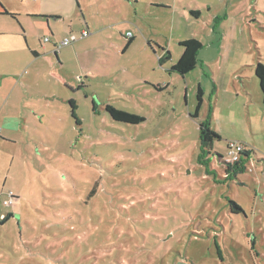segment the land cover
Listing matches in <instances>:
<instances>
[{
    "label": "rangeland",
    "instance_id": "rangeland-1",
    "mask_svg": "<svg viewBox=\"0 0 264 264\" xmlns=\"http://www.w3.org/2000/svg\"><path fill=\"white\" fill-rule=\"evenodd\" d=\"M235 1L223 0L213 21L229 13L224 58L222 31L211 36L206 11L188 18L182 1L123 11L135 33L127 49L124 32L106 46L105 33L90 35L72 44L86 54L63 65L28 50L48 45L40 16H0V201L13 197L0 204V217L11 215L0 225V264H264V104L254 75L264 64V0ZM69 25L79 35L80 12L54 34ZM191 31L203 47L181 76L171 66ZM158 46L170 52L163 66ZM107 105L144 121L113 120ZM206 120L220 140L200 160ZM230 142L251 150L234 179L224 173ZM229 200L243 212L230 213Z\"/></svg>",
    "mask_w": 264,
    "mask_h": 264
},
{
    "label": "crops",
    "instance_id": "crops-1",
    "mask_svg": "<svg viewBox=\"0 0 264 264\" xmlns=\"http://www.w3.org/2000/svg\"><path fill=\"white\" fill-rule=\"evenodd\" d=\"M33 1V0H32ZM181 1L183 2V5H180V8H182V13L188 17V14L191 18L197 19L201 18L202 11H206L207 15V21L204 24L203 23V29L205 31H210L211 36L214 38L216 37L217 30H221V52L220 56L225 57L222 50H224V43L227 41V37L229 34V13L227 12V15L224 14V18L220 19V22L217 23V27L214 28V20L216 19V16H218V12L220 10H223V7H220L223 4V0H39L38 3L35 6V10L31 11V9H27V4L25 0H0V11L1 6L5 8L8 12L13 13L16 15H26L28 17H37L40 16L42 23L41 27L42 30H46L49 32V41L45 42L44 39L42 40L43 44L48 43V45H36L31 46L28 50L31 52V50L37 52V56H33L35 58H38L42 56L44 53L49 52L53 56L57 58V62L60 65H63L64 62L70 60L71 57H73L76 60L80 59V56L83 54L85 55L86 52L81 53L80 50H77V46L75 45H69L68 49L61 48L57 54L53 52V48L55 46V42L61 40V38L68 37L66 34H73V27L69 25L68 27H64L67 29L66 31H61L58 33V35H55V28L57 29L59 27V24H64L67 20V17L72 18L74 13L80 12L83 16L84 25H81L80 32L84 29H88L90 31V35L92 36L91 39L93 41L97 40L99 36L102 33L103 37L101 38L100 44L101 46H106L108 41L117 42V34L118 32H124V36L126 37L125 46L129 39L135 38V33L131 32V30L128 29V21L126 19H120V16H123V11L128 14L133 15V17L136 15L137 12V6H142L146 8L147 11L150 13H153L152 10L156 8H162L165 7L167 9L171 8V4H174L175 6L178 4H181ZM185 1H189L191 3H185ZM227 1V0H226ZM76 2V3H75ZM133 3V5H132ZM218 6L216 9L214 6ZM235 5L237 7V2L235 0H228L227 6ZM220 7V8H219ZM38 8V9H37ZM152 9V10H151ZM121 11V12H120ZM191 11L196 12V15H193ZM222 12V11H221ZM121 14V15H120ZM120 15V16H119ZM5 16V15H0ZM194 16V17H193ZM53 18L57 24L51 22L50 20ZM189 18V17H188ZM52 23L54 24L52 26ZM131 23V22H130ZM57 25V26H56ZM138 30H140L142 36L144 39H146L147 44L153 41V36H147L145 35L143 27L139 23H132ZM125 30V31H124ZM130 31L132 33V37H127L126 33ZM64 34L65 36H62ZM80 34V33H79ZM69 35V36H70ZM89 35V36H90ZM200 34L196 31H191L190 33H186L185 35H182V37H179L177 39L178 46L180 42L190 39V38H197V40H200ZM80 40V39H79ZM157 42L158 39H154ZM154 41V42H155ZM75 43V42H74ZM130 46V45H129ZM128 46V47H129ZM127 47V48H128ZM162 49H160V48ZM161 53L158 57V60L165 54L166 51H169L165 49L162 46H159ZM124 47V50L127 49ZM182 49V48H181ZM225 51V50H224ZM170 53V52H169ZM182 53V50L178 53V58L180 57ZM178 60V59H177ZM214 60H212L213 62ZM203 62V61H202ZM206 62L209 64V62L206 60ZM242 63V61H240ZM159 63V61H158ZM240 63V64H241ZM160 65V64H159ZM174 65V64H173ZM163 66V65H160ZM172 67V66H171ZM242 66L239 65L236 71L238 72L239 69ZM173 71V70H172ZM203 92V91H202ZM2 133V128L0 129V134ZM1 137V136H0ZM3 141H6L3 139ZM1 203V201H0Z\"/></svg>",
    "mask_w": 264,
    "mask_h": 264
},
{
    "label": "trees",
    "instance_id": "trees-1",
    "mask_svg": "<svg viewBox=\"0 0 264 264\" xmlns=\"http://www.w3.org/2000/svg\"><path fill=\"white\" fill-rule=\"evenodd\" d=\"M0 15L9 16L11 18H16V15L13 13L8 12L5 8L1 6ZM193 15H196V12L191 11ZM133 42V39H129L125 48H127L131 43ZM150 46V43H148ZM179 45L182 48V53L178 60L175 62L174 65H172L171 70L176 71L179 75L184 76L188 74L189 72L193 71L198 62L197 55L199 51L202 49L203 45L201 42L195 38L186 39L179 43ZM159 47V46H158ZM160 48V47H159ZM162 49V48H160ZM31 54L33 56H37V52L31 50ZM168 60H170V53L169 51H166L165 54L158 60L160 65H163ZM254 75L256 79L258 80L259 89L262 96V102L264 104V64L260 61H258L254 66ZM157 89L159 86H155ZM203 92L200 88L197 90V106L195 113L192 117L197 118L198 117V111L199 108L202 105L203 102ZM71 105L73 103L71 102ZM105 111L110 115V117L113 120H121L125 123L129 124H137L144 121V119L140 116L126 113L120 110H117L110 105H107L105 107ZM199 138L201 141L200 144V160L206 155H209L212 150V142L213 140H220V136L217 132H215L209 124V121L206 120L203 123L199 125ZM251 150L245 149L242 153V159L240 162L235 163L234 165L227 164L224 168L225 178L226 179H234L236 178V175L238 172H241L246 169V162L248 161L250 157ZM229 211L232 214H238L242 213L241 207L233 200L228 201ZM11 215H6L4 219H0V225L4 224L8 218Z\"/></svg>",
    "mask_w": 264,
    "mask_h": 264
},
{
    "label": "built area",
    "instance_id": "built-area-1",
    "mask_svg": "<svg viewBox=\"0 0 264 264\" xmlns=\"http://www.w3.org/2000/svg\"><path fill=\"white\" fill-rule=\"evenodd\" d=\"M89 35H90V31L88 29L82 30L79 35L71 34L70 36L65 37L64 39L56 43L53 48V52L57 54L61 48L69 46L73 44L74 42L78 41L79 39L86 38ZM126 36L130 38L132 37V33L128 31L126 33ZM44 41L45 42L49 41V38H44ZM245 149L246 148L241 143H238V142L228 143L227 153H228L229 158L224 162V164L234 165L235 163L240 162L242 159V153L244 152ZM12 198L13 197L11 195H8L7 198H5L4 201L1 202L0 204L9 205L12 202ZM4 218H5V215H2L0 217V219H4Z\"/></svg>",
    "mask_w": 264,
    "mask_h": 264
}]
</instances>
